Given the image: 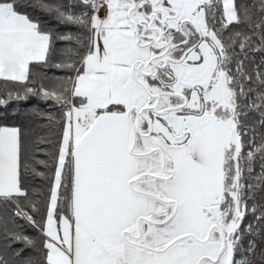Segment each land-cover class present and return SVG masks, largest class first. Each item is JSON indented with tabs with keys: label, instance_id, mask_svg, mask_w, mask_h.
Returning <instances> with one entry per match:
<instances>
[{
	"label": "snow or ice",
	"instance_id": "6c2138e0",
	"mask_svg": "<svg viewBox=\"0 0 264 264\" xmlns=\"http://www.w3.org/2000/svg\"><path fill=\"white\" fill-rule=\"evenodd\" d=\"M0 264H264V0H0Z\"/></svg>",
	"mask_w": 264,
	"mask_h": 264
},
{
	"label": "trees",
	"instance_id": "16d2710c",
	"mask_svg": "<svg viewBox=\"0 0 264 264\" xmlns=\"http://www.w3.org/2000/svg\"><path fill=\"white\" fill-rule=\"evenodd\" d=\"M38 102L36 100L29 101L26 105H23L24 107H27L28 109H31L33 105H36ZM42 109H44L43 105H40ZM46 110V109H45Z\"/></svg>",
	"mask_w": 264,
	"mask_h": 264
}]
</instances>
